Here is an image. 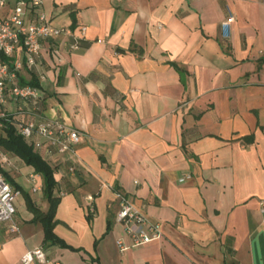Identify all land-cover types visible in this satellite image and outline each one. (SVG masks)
I'll return each mask as SVG.
<instances>
[{
	"label": "crops",
	"instance_id": "obj_1",
	"mask_svg": "<svg viewBox=\"0 0 264 264\" xmlns=\"http://www.w3.org/2000/svg\"><path fill=\"white\" fill-rule=\"evenodd\" d=\"M40 10L77 34L87 27L77 50L68 34L45 40L36 69L18 73L41 83L47 118L82 133L69 152L43 154L61 196L55 232L79 249L45 243L21 192V229L0 224V264H23L38 247L46 260L30 264H264V0H42ZM16 54L12 66L24 62ZM8 110L32 115L16 100ZM13 155L10 174L48 211L34 166ZM118 190L162 222V238L120 247L132 237L117 219Z\"/></svg>",
	"mask_w": 264,
	"mask_h": 264
},
{
	"label": "built area",
	"instance_id": "obj_2",
	"mask_svg": "<svg viewBox=\"0 0 264 264\" xmlns=\"http://www.w3.org/2000/svg\"><path fill=\"white\" fill-rule=\"evenodd\" d=\"M9 0H0V8L8 5ZM42 0H18L8 17L0 14V127H7L5 120L12 116L8 110V104L12 100L24 102L30 105L32 115L26 120L12 118L21 135L33 142L35 149L45 156L52 157L55 150L67 153L83 140L82 133L70 124L61 121L59 118L49 119L46 117L43 101L45 95L41 85L35 86L32 83L22 84L19 82V71L24 66L36 69L37 59L41 54L45 40H51L60 35H71L74 42L70 43L72 50L79 48L80 38L86 34V25L80 26V33L77 34L72 26H58L50 21L47 14L40 10ZM36 20H32V15ZM235 16L230 12L228 20L222 24L223 32L230 36V25L234 22ZM21 49L25 54L24 62H16L13 66L7 57L17 55ZM56 54V62H63V54L57 46L53 48ZM14 155L0 145V224L6 222L9 225L8 231L15 234L21 229V223L16 218L18 209L17 200L21 191L6 177L17 167ZM36 172V171H35ZM35 172L29 173L30 180L34 183L33 190H43L44 181L39 180ZM119 195L120 209L117 211V219L124 224L127 234L132 237L131 243L127 244L119 239L120 247L125 251L130 245L140 246L162 238V222H152L147 214L134 205L123 191H117ZM94 197L90 196L93 200ZM261 211L264 214V199L261 201ZM92 207V206H91ZM95 211V208H91ZM47 251L43 247L31 249L24 257L23 264H30L37 259L45 262Z\"/></svg>",
	"mask_w": 264,
	"mask_h": 264
},
{
	"label": "trees",
	"instance_id": "obj_3",
	"mask_svg": "<svg viewBox=\"0 0 264 264\" xmlns=\"http://www.w3.org/2000/svg\"><path fill=\"white\" fill-rule=\"evenodd\" d=\"M32 85L39 86L41 83L34 82ZM13 116L14 115L10 116L9 120H5L7 127L4 132L0 134V145L8 152L20 156V159H22L27 165L34 166L36 173L43 176L45 183V185H43V191L49 198L50 209L45 211L39 208L32 195L22 189L21 184L12 177L10 172L5 173L6 177L26 196L28 208L35 212V222H40L45 226V243L65 246V248H70L72 250L79 249L75 246L69 245L62 236L57 235L55 232V216L58 211L57 205L61 199L60 195L55 194V188L58 184V180L55 177L56 170L50 165L43 153H40L35 149L33 142L24 138V136L19 133L17 126L11 122ZM110 226H108V230L111 228Z\"/></svg>",
	"mask_w": 264,
	"mask_h": 264
},
{
	"label": "rangeland",
	"instance_id": "obj_4",
	"mask_svg": "<svg viewBox=\"0 0 264 264\" xmlns=\"http://www.w3.org/2000/svg\"><path fill=\"white\" fill-rule=\"evenodd\" d=\"M4 130H5V129H4L3 127H0V134L3 133ZM35 174H37V173L35 172Z\"/></svg>",
	"mask_w": 264,
	"mask_h": 264
}]
</instances>
